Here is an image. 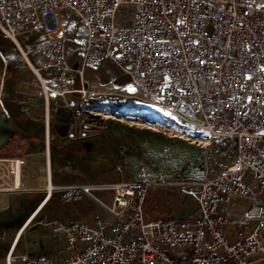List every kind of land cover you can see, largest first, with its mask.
<instances>
[{"label": "built area", "instance_id": "obj_1", "mask_svg": "<svg viewBox=\"0 0 264 264\" xmlns=\"http://www.w3.org/2000/svg\"><path fill=\"white\" fill-rule=\"evenodd\" d=\"M125 10L131 26L116 23ZM70 15L86 30L85 58L98 53L121 66L118 58L124 56L130 68L121 67L149 102L234 157L221 174H207L198 183L140 165L129 180L54 185L63 201L88 196L112 217L107 223L95 216V227L46 223L68 243L62 264H264V0H0V32L44 93L50 90L43 71L56 69L61 80L72 70L61 32ZM57 29V36L34 45L22 46L17 39ZM67 89L80 95L82 110L94 113L95 104L88 102L94 92L75 90L71 83ZM43 120L47 130V109ZM0 175V191H12L2 190L11 179L1 168ZM179 185L200 186L197 216L148 220L150 191ZM235 197L250 203L234 221L238 239L232 241L224 231L230 220L221 202L232 205ZM16 260L57 264L45 255H15L7 246L5 264Z\"/></svg>", "mask_w": 264, "mask_h": 264}, {"label": "crops", "instance_id": "obj_2", "mask_svg": "<svg viewBox=\"0 0 264 264\" xmlns=\"http://www.w3.org/2000/svg\"><path fill=\"white\" fill-rule=\"evenodd\" d=\"M78 23L81 25L79 20ZM64 25L65 22L62 26L61 32L64 35L66 42ZM83 29V35L79 38L74 47H71L66 43L65 56L72 70L61 80H59L57 76L56 82H53L50 78L46 79L43 75L51 70H55L58 75V71L56 69H49L41 73L44 87L45 89L47 87L50 90L49 92H43L39 80L24 66L22 62L17 63L8 61L9 65L7 66L6 64L1 74L0 106L3 116L13 133L10 134L5 144L0 147V156H11V154L18 155L22 152L23 154L36 152L39 147H43L44 152L49 153V156L46 155V157H44L45 159H49V165L47 166L49 171H47V173L43 171L44 167H40L43 169L40 172L36 171L38 157H33V162H23L22 159H18L16 160L18 162L14 164L19 168L20 175H16L13 172L10 173V184L12 186L16 188L18 185L22 186L21 161L25 172L28 173V177L35 178L36 181H39L38 178H42L39 185L41 188L45 189V193L43 195L40 194L38 196L35 195V197L33 196V203L29 204L27 206L28 208H16L14 220L16 221V226L19 227L17 230L14 229L16 231L14 232L12 239H10L11 241L9 244H6V247L3 249L10 246L15 255L22 253H27L30 256L45 255L57 264H62L69 256L70 249L68 248L66 239L62 234L53 233L47 225L41 224L40 222H33L36 216L39 219H43L45 222H50V219H46L45 217V207L54 197L58 196V198L63 201L61 199V191H52L53 186L129 180L134 178L138 167L143 165L139 164L132 167L124 164V162H122V164H115V157H108V154L112 151L126 148L124 139L125 136L127 138L129 137L128 133L114 134L115 131L112 129H109L106 132L103 130L105 127L104 123L102 127H97L96 129H87L83 125H79L77 123V110L84 108V105L78 93L68 91V83H71L72 88L75 90L84 87L85 89L94 92L95 94L88 98V102L90 104L108 102L122 108L123 106L125 107L126 103L128 104L131 100H133L134 97H137L135 94L124 92L127 84L134 85L130 74L121 67L123 66L126 69L130 68V65L124 56H119L118 58V62L121 66L111 62L110 60L101 58L98 53H93L91 56L86 58L84 57V54L81 51V46L86 40V30L84 27ZM59 33L60 30L57 29L53 32L45 34V36L47 39L55 37ZM80 72L82 74L81 77L79 75ZM46 96L47 103L44 100ZM138 97H140V95ZM46 109L48 114L47 130L43 120V114ZM14 139L17 140L16 144L21 146V151H11V146L15 142ZM93 144L94 146L92 147ZM97 144L103 147V152L97 151ZM126 151L127 154H131L129 148H127ZM54 154H56L57 158L59 157L60 160L62 159V161L58 164V170L68 171V173L72 174L70 176V180L58 178L54 174L53 163L51 160ZM101 159H104L105 161H100ZM232 160L233 158L230 159V163ZM10 161L12 160H6L4 162L0 161V167L3 169V165H6L7 162ZM69 162H74L75 166L82 164L87 168L73 173L69 171L71 170ZM228 164L229 163H227L226 166ZM31 165H33V169L30 168ZM127 167L131 168L133 175L131 178L126 179L124 176L125 169ZM114 173H118L122 177L118 179H111V176ZM249 182L251 186L256 185V182L250 178ZM11 194L18 195L14 192L0 193V210L8 209L10 205H13L18 200L16 198L17 200L15 199V202L12 201L10 199ZM98 196L105 199L106 193L98 192ZM83 199H87L102 208L88 196L69 202H79ZM153 203V209L155 212H153V216L150 215L149 217L154 218L149 219L146 215L148 220L159 219L165 216L169 219H179L175 217H168L173 215V210L171 208L163 209L165 212H158L155 207L156 202ZM196 203L198 204V200ZM249 203L250 200L243 197H235L232 205H228L224 200L221 202V209L230 220V223L224 226V231L228 234L232 241H236L238 239V229L234 221L245 211ZM103 211L104 214H94L92 222L86 220L73 221L84 222L89 226L95 227L94 218L95 216H99L102 221L110 223L112 221V217L104 209ZM70 222L72 221H68L63 224H68ZM38 227H42V230H35ZM78 247L79 245H76V248ZM0 250H2V248H0ZM64 250H67L66 259L63 255H61V252ZM16 263L20 262L16 260L14 264Z\"/></svg>", "mask_w": 264, "mask_h": 264}, {"label": "rangeland", "instance_id": "obj_3", "mask_svg": "<svg viewBox=\"0 0 264 264\" xmlns=\"http://www.w3.org/2000/svg\"><path fill=\"white\" fill-rule=\"evenodd\" d=\"M125 11L126 12L117 17L116 23L121 26H131V15L129 10ZM64 33L66 36V43L71 47H74L79 38L82 37L84 29L78 23L74 15H70L69 19L65 22ZM17 39L22 46H30L46 41V36L44 33H29L28 40H25V35L23 34L19 35ZM8 43H10V41L0 32V46H3L5 50L0 51V59L2 62L0 68L2 71L8 61L17 63L22 62L19 58L18 50L12 43L11 46H8ZM43 75L46 79L50 78L53 82H56L58 76L55 70H51ZM124 92L137 95V97H134L128 104L126 103L125 107L119 108L112 103L100 102L91 108L94 112L92 114L98 115L103 119L105 125L103 130L107 132L109 129H112L115 131L114 134H129V137L127 138L125 136L124 139L126 148L118 149L108 154V157H115V164H122V162H124V164L132 167L143 164L154 173L172 176L173 178L185 182L198 183L201 182L207 174L209 176H216L221 173L226 164L230 163V159L234 157L233 152L227 155L223 154L221 150L216 148L215 144H211L205 136L189 133L190 127L187 124L167 114L159 106L149 102L148 98L140 93V90L134 85L127 84ZM139 95L141 99L138 97ZM153 128L159 129V132L153 131ZM14 140L15 142L11 146V151H21V146L16 144V139ZM93 146L94 144L92 147ZM127 148L130 149L131 154H127ZM97 151L103 152V147L99 144H97ZM20 154L21 156L17 157H23L21 158L23 162H33L32 158L38 157L36 171L40 172L43 170L41 169L43 167V171L46 173L49 171L47 169L49 159L44 158L46 155L49 156V153L44 152L43 147H39L36 152L24 154L22 152ZM51 160L56 177L70 180L72 174L68 173V171L58 170V164L62 159L60 160L59 157L57 158V155L54 154ZM103 160L104 159H101L100 161ZM17 162L18 161L7 162V166L3 165V169L0 167L1 172L7 174L8 177H10L11 172L20 175L19 168L14 165ZM69 164V167H71L69 171L73 173L87 168L82 164L75 166L74 162H69ZM21 168L22 186L18 185L16 188L11 184H9V186L3 185L2 190L12 191H0V193L14 192L18 194H11L10 196L12 201L16 198L18 199H16V202L14 201L15 203L13 205H10L6 210H0V248H2V250H0V264H5L7 248H3L6 247V244H9L14 232L19 227L16 226V221L14 220L16 208H28L27 206L33 203L35 195L38 196L45 193V189L41 188L39 185L42 178L40 177L38 178L39 181H36L35 178L28 177L23 163ZM30 168L33 169V165H31ZM132 175L133 171L130 167H127L124 177L126 179L131 178ZM121 177L122 176L118 173H114L111 179H118ZM151 192L153 193L152 198L154 202H156L155 207L158 212H165V210H163L165 208H171L173 210L174 216L168 217L194 218L198 214V204L196 203L200 193V186L198 185L155 187ZM44 212L46 213V219H50L49 221L57 220L62 223L73 220H86L92 222L94 214H104L102 208L87 199H83L79 202H64L61 201L58 196L52 199L45 207ZM33 222H40L44 225L48 223L43 219L37 218V216ZM35 230L41 231L42 227H38ZM61 255L66 259L67 250L62 251Z\"/></svg>", "mask_w": 264, "mask_h": 264}, {"label": "trees", "instance_id": "obj_4", "mask_svg": "<svg viewBox=\"0 0 264 264\" xmlns=\"http://www.w3.org/2000/svg\"><path fill=\"white\" fill-rule=\"evenodd\" d=\"M8 46H11V43H8ZM0 51H5L4 50V47L3 46H0ZM7 56V55H5ZM8 57V56H7ZM1 59H0V67H1ZM9 65V62L7 63V66ZM2 74V70L0 68V75ZM94 104V103H93ZM76 117L77 118V123L79 125H83L85 128H90V129H96L97 127L100 128L103 126V119L100 118L98 115H94V114H91L89 112H86L84 110H82L81 108L77 110V114H76ZM17 156H21V154H14V155H11V156H0V157H3V158H11V157H17ZM153 195V193L150 191L149 193V196L147 198V201H146V215L148 216V218L150 219H153L154 217H149L150 215L153 216V212L154 209H153V206H154V200L153 198H151V196ZM163 219H169L167 217H162Z\"/></svg>", "mask_w": 264, "mask_h": 264}, {"label": "water", "instance_id": "obj_5", "mask_svg": "<svg viewBox=\"0 0 264 264\" xmlns=\"http://www.w3.org/2000/svg\"><path fill=\"white\" fill-rule=\"evenodd\" d=\"M0 85H1V75H0ZM13 131L10 129L6 119L3 116L1 106H0V147L3 146Z\"/></svg>", "mask_w": 264, "mask_h": 264}, {"label": "bare ground", "instance_id": "obj_6", "mask_svg": "<svg viewBox=\"0 0 264 264\" xmlns=\"http://www.w3.org/2000/svg\"><path fill=\"white\" fill-rule=\"evenodd\" d=\"M152 130L155 131V132H159V129H157V128H153ZM187 141H189V140H187Z\"/></svg>", "mask_w": 264, "mask_h": 264}]
</instances>
